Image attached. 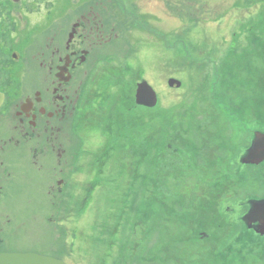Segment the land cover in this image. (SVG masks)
Wrapping results in <instances>:
<instances>
[{
	"label": "flooded vegetation",
	"instance_id": "flooded-vegetation-1",
	"mask_svg": "<svg viewBox=\"0 0 264 264\" xmlns=\"http://www.w3.org/2000/svg\"><path fill=\"white\" fill-rule=\"evenodd\" d=\"M259 8L260 5L256 9ZM188 9L191 11V5ZM175 14L182 18V26H187V0H0V252H36L70 264L64 255L14 244L19 236L16 225L25 224L30 217L17 214L15 199L10 198L13 191L12 185L7 188V177L16 175L21 181L17 188L26 193L32 205L35 202L46 206L43 213L31 210L30 214L42 215L56 230L77 227V219L93 206L103 190L105 210L115 216L104 251L108 259L112 258L119 245L120 227L133 207V199L142 193V188L133 186L150 152L144 147L141 127L135 136L124 135L112 144L106 142L102 137L105 123L99 113L121 108L130 113L133 128L144 123V109L153 112V124L158 121L160 96L150 76H158V64L154 58L141 63V58L144 61L149 47L160 39L174 36V28L165 31L159 26H174ZM255 14L252 11L250 19H255ZM192 18L201 21L196 16ZM145 64L150 66L149 73ZM171 77L177 78L170 76L168 87L180 89L182 85H169ZM144 79L157 93L154 106L137 102L138 85ZM215 111L219 113V108L211 112ZM237 117L236 113L215 112L208 123L216 130L225 129V118ZM231 122L235 135H246L235 152L221 157L216 153L207 164L205 155L184 150L187 176L200 178V187L193 185L187 191V213L195 224L190 226L187 238L198 237L200 242L217 243L219 247L224 239L228 240L214 251L216 257L241 256L248 264H264L261 219H245L253 202L264 199V160L257 164L242 161L255 132H264V124ZM245 126L254 127L253 132L247 134ZM157 133L153 130L151 139L157 169L164 159L182 166V161L175 160L178 147L168 143L172 153L164 156L159 152ZM101 146L106 151L104 165L95 163L101 158L97 152ZM107 170L114 172L113 177L129 176L132 185L128 188L123 180L104 188L97 177ZM48 173L51 183L45 188L41 184ZM40 195H46L51 205L45 203L46 199L40 201ZM144 200L149 207L159 203V188H155V195L146 197L142 193L141 206ZM141 217L138 208L134 228L142 222ZM70 233L68 256L74 258L83 249L78 242L79 231L72 229ZM214 255L207 254L209 259Z\"/></svg>",
	"mask_w": 264,
	"mask_h": 264
},
{
	"label": "rangeland",
	"instance_id": "rangeland-1",
	"mask_svg": "<svg viewBox=\"0 0 264 264\" xmlns=\"http://www.w3.org/2000/svg\"><path fill=\"white\" fill-rule=\"evenodd\" d=\"M261 3L262 0H187V26H182V18L177 14L174 16V26H159L165 31L174 28V36L170 39L167 37L160 39L158 43L149 47V53L143 56L144 61L143 58L142 61L140 60L141 63H148L153 58L156 60L159 74L158 76L150 74L154 80L152 84L159 92L160 113L161 110L170 111L167 117L152 125L154 132H158L155 144H159V152L163 154L164 150H169L168 143H171L180 149L205 155L207 164H210L215 159L214 154L217 153L221 157L236 151V147L246 135L244 134L242 139L235 135V132L233 133L234 125L231 122L233 118H225V122L228 121L225 129L216 130L208 122L215 112L218 115H223V112L234 115L235 112L227 101L237 107V103L249 100L251 98L249 95L256 92L258 86L263 85L261 72L264 69V56L258 51L256 54H251L252 45L261 42L256 47L260 49L263 38L254 35L252 39H247L246 37L249 36L246 34L238 36L236 31L243 23L264 26L261 22L264 5ZM188 5H191V11ZM258 5L261 8L256 9ZM254 10L255 19H250ZM191 13L201 21L193 20L194 16ZM232 49L235 50L236 59L230 62L229 75L224 77L221 72L222 64L225 63ZM190 58L198 60L189 62ZM144 67L149 73L150 66L145 64ZM170 76L182 80L180 89L168 87L167 80ZM217 108L219 113L211 112ZM249 122L251 121H244V124L248 125ZM223 127L218 126V128ZM245 128L247 134H251L254 129L250 126ZM148 141L151 139L149 138ZM149 147L150 153L145 157L139 179L133 187L142 188L141 191L146 197L155 195V188H160V202H154L152 207H143L148 214V220L146 224H144L146 220L142 223L143 240H140L139 244H136L134 238V219L137 209L141 207L139 201L142 193L133 199V207L128 210L127 218L120 227L119 245L112 258L108 259L103 250L105 241L101 236L102 213L106 204V193L103 190L93 206L77 219V227L70 226L69 229L64 227V230L62 228L56 230L55 225L48 223L42 215L37 214L40 217H34V213H31L33 214L31 216V210L43 213L46 206L39 203L35 205V202L32 205L26 193L17 188L21 183L19 177L11 175L7 177V188L9 184L12 185L10 190L13 191V197L10 198L15 199L13 202L16 213L30 216L26 217L25 224L16 225V234L19 236L16 237L14 244L26 246L28 250L40 252L33 249L37 248L53 252L59 257L64 255L70 264H175L176 257L182 259L177 264H187V258L193 260L200 258L201 261L210 262L207 254L214 255L216 253L214 251L222 248L228 240L224 239L219 247L217 243L200 242L198 237H190V240L187 238L190 226H195L194 222H190L187 213L189 212L187 191L193 185L200 187V178L187 176V162L182 161L181 167L186 171L184 177L170 179L168 183L162 185L163 180L157 175L158 161L154 157L155 149L151 145ZM198 159L201 157L198 156ZM181 172L180 169L179 173ZM44 179L45 183L41 186L46 188L51 183L50 174L48 173ZM44 199L50 206L51 203L46 195L39 196L40 201L43 202ZM47 210L49 211L50 207ZM72 229L80 233L78 242L83 249L80 252L83 256L80 253L79 257L68 256ZM186 239L191 242L186 244L184 242Z\"/></svg>",
	"mask_w": 264,
	"mask_h": 264
},
{
	"label": "trees",
	"instance_id": "trees-1",
	"mask_svg": "<svg viewBox=\"0 0 264 264\" xmlns=\"http://www.w3.org/2000/svg\"><path fill=\"white\" fill-rule=\"evenodd\" d=\"M261 22L264 23V14L262 15ZM245 26H246V28H245ZM244 34L249 36V37H246L247 39H252V37H255L254 35H257V36H260L263 38V42H262L260 49L256 48V47H258V45L261 44V42H257V43H255V45H252L251 54H256V52L258 51L260 55L264 56V26H251L250 24H247V23L244 24L243 23V24L239 25L237 35L241 36ZM234 53H235V50H233V49L230 50L228 53V56L225 60V63L222 64L221 72H222L224 77H228V75H229L230 62L235 61L234 59H236V55ZM241 57L243 58V56H241ZM263 60H264V58H263ZM261 78H262L263 85L258 86L256 92H252L249 95V97H251V98H249V100H247L244 103H242L243 101L240 103H237V107H236V109H234V112L238 115V117L233 118L234 121H238V122L243 121L244 122V121L250 120V121H255V122H259V123L264 124V69L261 72ZM230 90L234 91V89H230ZM230 90H227V92H229ZM227 103L230 104L231 106H235L230 101H227ZM109 113H110V111L106 112V113H104V112L99 113L102 116V120L105 123V125L103 126L104 129H102V137H104V140H105V138L107 139L106 142L110 141L112 144L114 139H116L117 137H120V136H124V135L135 136L136 132H138L139 128L141 127L142 131L144 132V143H145L144 147L146 148V146H147L148 147L147 149L149 152V150H150L149 146L150 145L153 146V144H152V141H148V140H149V138L152 139L151 129L154 130V128L152 126L153 125V123H152L153 112L151 110L147 111L144 109V111H143V117H145L144 123L143 124H136L135 128H133L129 123V119H130L129 118V114H130L129 112H124L120 108L117 111L113 110L112 113H110V114ZM132 113L134 114L135 112H132ZM169 114H170V111H168V110H161V113H160V107H159L158 120L167 117V115H169ZM224 114H227V112H223V115ZM114 116H117L116 119L114 118ZM110 119L113 121L111 123V125L109 123ZM262 128H264V127H262ZM122 139H124V137ZM118 145H119V143H118ZM160 147H161V145H160ZM98 150L99 151H97V152H100L101 158H100V160H96L95 163H97V164L101 163L102 165H104L106 162L105 148H104V146H101V147H99ZM161 150H162V148H161ZM169 151L170 150H167V151L164 150L163 155L165 156L166 153H168ZM176 151H177V153H175V155H176L175 160H177L176 162L187 161V152L186 151H184L183 149L176 150ZM162 159H164V158H162ZM173 162H170V161L165 160V159L160 160L159 169H157V175L160 176V178H162V180H163V182L161 183L162 185H165L166 182L168 183V181L170 179L176 180L178 178L184 177V175L186 174L185 169H183L181 166H179L180 163H179V165H177ZM164 166H165V168H164ZM178 166L180 167V169L182 171L181 173H179L180 169L178 170ZM172 167L174 168V171L170 170ZM169 170L171 172H169ZM113 173L114 172H112L110 174L109 171L107 170L106 172H104L103 174H101L97 177L103 183L104 188H110L111 185H113V186L116 184L119 185L120 182L123 180H124L123 184H127L128 188H129V186L132 185V183L129 184L130 183L129 182V178H130L129 176L113 177L114 176ZM108 174L111 177L108 176ZM110 179L113 180L112 184H110V181H111ZM114 188H117V186ZM164 189H168V188H164ZM159 190H160V188H159ZM146 202L147 201L144 200V206L142 205L140 207V210L142 212V217H141L142 222L141 223L137 222L135 229H134L135 230L134 238H135L136 244H139V241L143 240V238H141V236L143 235L142 234V231H143V226H142L143 224L142 223H144V221L146 220L144 223V224H146V222L148 220L147 219L148 214L143 209V207H145V206L149 207V205L146 204ZM114 217L115 216H110L108 214L107 209L102 213L103 229H102V235L101 236H102L103 241H106V239L108 238L107 233L110 230H112L113 223L111 222V220L114 219ZM112 238L114 239V237H112ZM184 242L187 244L189 241L186 239V240H184ZM104 247L105 248L103 250L106 251L105 244H104ZM245 258L246 257L230 255L229 257H225L224 259H221V257L219 258V257L214 256V257H210V259H209L210 262L208 261V263L206 260L201 261L200 258H197L194 260L187 258V264H248L245 261ZM174 259H176V261L174 262L175 264H177L179 261H182V259L180 257H176Z\"/></svg>",
	"mask_w": 264,
	"mask_h": 264
},
{
	"label": "water",
	"instance_id": "water-1",
	"mask_svg": "<svg viewBox=\"0 0 264 264\" xmlns=\"http://www.w3.org/2000/svg\"><path fill=\"white\" fill-rule=\"evenodd\" d=\"M169 85L178 88L182 81L171 77ZM136 99L139 104L154 106L158 102V96L147 80H142L137 89ZM264 160V132L256 131L252 144L243 156L242 161L246 163H260ZM261 219V231L264 232V199L253 202L252 208L246 216V220ZM0 264H67L63 259L36 252H0Z\"/></svg>",
	"mask_w": 264,
	"mask_h": 264
},
{
	"label": "bare ground",
	"instance_id": "bare-ground-1",
	"mask_svg": "<svg viewBox=\"0 0 264 264\" xmlns=\"http://www.w3.org/2000/svg\"><path fill=\"white\" fill-rule=\"evenodd\" d=\"M262 3H263V5H264V2H263V0H262Z\"/></svg>",
	"mask_w": 264,
	"mask_h": 264
}]
</instances>
